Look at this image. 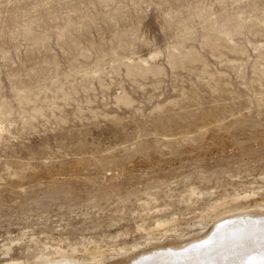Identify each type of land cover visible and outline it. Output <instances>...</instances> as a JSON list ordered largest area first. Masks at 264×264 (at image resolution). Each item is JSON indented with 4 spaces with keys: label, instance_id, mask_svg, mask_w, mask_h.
Segmentation results:
<instances>
[{
    "label": "rangeland",
    "instance_id": "rangeland-1",
    "mask_svg": "<svg viewBox=\"0 0 264 264\" xmlns=\"http://www.w3.org/2000/svg\"><path fill=\"white\" fill-rule=\"evenodd\" d=\"M259 205L264 0H0V264H124Z\"/></svg>",
    "mask_w": 264,
    "mask_h": 264
},
{
    "label": "bare ground",
    "instance_id": "bare-ground-1",
    "mask_svg": "<svg viewBox=\"0 0 264 264\" xmlns=\"http://www.w3.org/2000/svg\"><path fill=\"white\" fill-rule=\"evenodd\" d=\"M219 217L221 219L207 235L186 244L153 249L124 264H264V205L252 210L227 211ZM152 239L154 237L149 236L145 242L122 249L119 254L134 253ZM88 261L104 264L103 254H92ZM39 264L87 263L61 257Z\"/></svg>",
    "mask_w": 264,
    "mask_h": 264
}]
</instances>
